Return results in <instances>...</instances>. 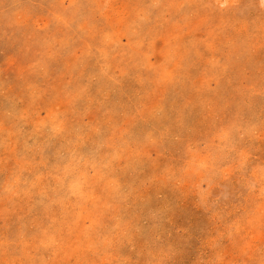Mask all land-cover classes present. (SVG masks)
<instances>
[{
	"label": "rangeland",
	"instance_id": "obj_1",
	"mask_svg": "<svg viewBox=\"0 0 264 264\" xmlns=\"http://www.w3.org/2000/svg\"><path fill=\"white\" fill-rule=\"evenodd\" d=\"M0 264H264V0H0Z\"/></svg>",
	"mask_w": 264,
	"mask_h": 264
}]
</instances>
